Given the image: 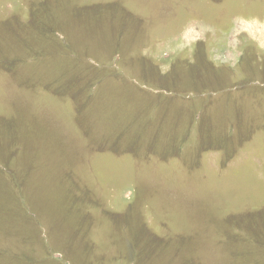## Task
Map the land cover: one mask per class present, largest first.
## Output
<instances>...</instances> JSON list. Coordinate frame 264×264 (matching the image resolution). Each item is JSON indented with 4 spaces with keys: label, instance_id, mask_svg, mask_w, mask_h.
I'll list each match as a JSON object with an SVG mask.
<instances>
[{
    "label": "rangeland",
    "instance_id": "1",
    "mask_svg": "<svg viewBox=\"0 0 264 264\" xmlns=\"http://www.w3.org/2000/svg\"><path fill=\"white\" fill-rule=\"evenodd\" d=\"M0 264H264V0H0Z\"/></svg>",
    "mask_w": 264,
    "mask_h": 264
}]
</instances>
